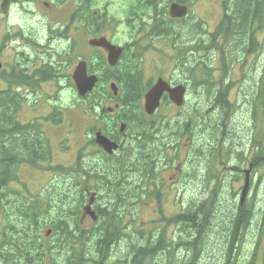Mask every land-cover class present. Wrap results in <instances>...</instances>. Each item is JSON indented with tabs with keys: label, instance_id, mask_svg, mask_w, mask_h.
<instances>
[{
	"label": "flooded vegetation",
	"instance_id": "1",
	"mask_svg": "<svg viewBox=\"0 0 264 264\" xmlns=\"http://www.w3.org/2000/svg\"><path fill=\"white\" fill-rule=\"evenodd\" d=\"M105 1L0 0V104L6 100L8 109L16 111L18 118L24 110L36 118L39 106L54 105L64 93L70 98V111L74 112L73 107L79 108L80 101L74 78L79 64L85 63L88 78H96L92 91L81 99L89 102L85 138V131L79 138L70 125L65 131L64 144L75 153L74 161L70 165L57 163L63 170L52 176L43 175L48 172L44 167L51 164L47 162L38 165L23 162L10 172L13 176H0V264H85L86 257L80 259L78 255L80 238L87 239L89 245L94 243L95 228L101 221L99 216L111 211L109 205H96L103 193L121 207L116 214L125 217L124 226L116 223L115 231L123 227L125 231L136 232L156 229L152 218L142 226L145 209L163 216L157 226L160 232L137 248L138 254H132L130 264H147L155 256L159 259L153 264H190L187 248L191 212L206 210L208 202L216 204L222 199H231L234 202L231 211L240 216L241 207L245 213L244 206L252 205L249 196L240 202L239 188L237 193L228 194V198L219 193L218 186L222 187L227 180L223 175L227 165L237 163L230 167L234 174L230 180L235 179L238 185L239 179L245 184L247 171L250 183L264 181L254 171L261 151L264 163V49L263 54L259 48L254 50V41H260L264 26L259 25V18L252 13L254 6L262 3L246 0V15L234 16L235 11L230 8L238 5V1L223 0L221 12L214 21L197 16L191 23H185L191 2L196 0H123L129 8L122 20L109 19L107 8L111 2ZM173 6L179 7L177 11L186 7L187 14L177 17L175 12L172 14ZM101 9L107 12L102 13ZM118 27H128L129 33L119 32ZM181 27L188 28L189 32L182 36L178 30ZM117 32L130 41L116 40ZM155 44L159 47L153 50L151 47ZM148 53L153 54L151 62L160 66L155 65L154 76L146 77L142 58ZM258 66L260 70H256ZM140 78L145 88L142 94L137 92L135 84L128 83ZM160 81L168 83L171 89L183 88L182 106L189 108V112L180 126L186 130L187 161L173 169L169 162L160 165L161 160H118L122 156H135L139 145L137 136L143 124L152 130L162 126L163 117L153 121L155 116L161 109L176 105L168 90L161 95L158 109L152 115L145 113V96ZM127 87L131 89L128 96ZM192 105L201 108H191ZM240 105L248 106L244 112L252 117L254 128L251 134L249 126L241 129V137L249 142V147L245 145L238 152V130L234 124ZM62 112L56 110L45 120L50 118L49 122L57 124L55 119ZM207 116L211 121L208 127ZM26 125H39L44 133L39 122ZM202 127L207 128L208 138L215 143L213 148L217 147V151L210 152L213 148L206 151L204 144L196 146L197 159L190 160L191 148L195 147L193 129ZM98 134L117 145L118 150L104 151L96 143ZM83 147L89 151L87 162L79 161V149ZM77 165L87 166L89 181L84 193L92 202L95 221L83 209L80 221L77 218L81 185ZM22 169L33 178L26 180L20 175ZM170 174L172 177H167ZM189 179L199 184L198 189L190 187ZM208 182L214 184L210 192L206 188ZM130 197H134L132 202L123 201ZM52 198L60 201L51 206ZM170 204L174 206L171 215L181 216L182 224L166 225L165 213ZM134 207L138 213L129 222L128 214L133 215ZM247 212L252 214L251 210ZM89 220L91 226L86 224ZM101 229L105 231L107 227ZM153 241L161 245L155 253L148 247ZM109 250L110 247H104L100 254L107 258ZM130 254L126 248V264ZM142 254L148 256L142 259Z\"/></svg>",
	"mask_w": 264,
	"mask_h": 264
},
{
	"label": "rangeland",
	"instance_id": "2",
	"mask_svg": "<svg viewBox=\"0 0 264 264\" xmlns=\"http://www.w3.org/2000/svg\"><path fill=\"white\" fill-rule=\"evenodd\" d=\"M108 0L105 1V3H107ZM223 0H196L194 2H191L192 6H191V12L190 15L187 17L185 21V23H191L193 21L194 17L200 16V17H208L211 20L210 21H214L218 16L219 13L221 12V8H220V3ZM110 5L108 6L107 10H108V16L109 19L115 18L117 20H122L123 17L126 15H128V8L129 5L126 4V2H124L123 0H110ZM97 10V9H95ZM102 13L107 12L106 9H101ZM231 11V9H230ZM82 25V24H81ZM85 29L86 27L84 25H82ZM118 26V24H117ZM119 28V27H118ZM87 30V29H86ZM178 30L181 32L182 36L184 33L189 32L188 28L186 27H181L178 28ZM119 32L121 33H129L128 27L126 28H119ZM121 42H129L130 39L126 38V35H120L117 32V39ZM259 42L261 44V49H260V54H263V49H264V32H260V36H259ZM183 42H184V38H183ZM158 44H155V46H152L151 48L153 50H156L158 48ZM228 49H233L232 47H229ZM154 52V51H151ZM83 54V53H80ZM153 57L152 53H148L146 55H144V57L142 58V64H143V68L145 70V74L146 77L147 76H154L155 75V65L160 66L159 63H154L151 62ZM257 58V56L255 57V59ZM263 60V56H259V62H261ZM162 67V66H161ZM261 66H258L256 70H260ZM175 69V67H174ZM176 73H179V71H177ZM239 76V74H238ZM2 88L0 87V90ZM62 98L60 97V99L54 104L51 105L50 107L46 104L39 106V112H38V117L34 118L32 117L27 110H24L22 112V114L19 116V120L22 121L23 123H28V122H39L40 124L43 125V129H44V133L47 135V137L49 138L50 141V145L53 148V153H52V160L51 162H47V163H51L50 165L54 168L58 167L57 163H62L64 165H70L74 159H75V153L71 152V149L66 147V144H64V137H65V131H67L68 126L70 125L73 128V131H75V136L81 138V135L83 133V131H85L84 133V138L86 135V130L88 129V121H87V110L89 111V102L85 99L81 100L82 98L79 97V108H75L74 112L70 111V106H72V104L70 103V98L66 97V95L61 94ZM248 106L247 105H240V108L237 112V120L235 125V128H237L238 130V139H237V148H238V152H241V148L245 145L246 147H249V142L244 139H242V133H241V129L247 125L249 126L248 132L249 134L252 133V130L254 128V123L252 120V117L250 115H245V110ZM87 108V110H86ZM191 108H198L200 109L201 106L200 105H192ZM56 110H60L63 111V122L60 124H56L53 122H46L45 119L46 117H48L49 115H51L54 111ZM209 110V105H207V112ZM189 112V108H185L184 106L182 108H176L175 106H170L169 109H161L157 116V118H155L153 121H157L158 117H163V121L164 124L162 126H157V128L155 130L152 129H148L146 130V139L144 137V132L142 131V129L140 130L141 134L137 137H139V145H138V150H136V154L138 152H141L139 154V156L137 157L136 154L135 156H133L132 154L130 156H128V161L129 160H142V161H157V160H161V164L162 166H164L165 162H169L170 164H172L174 167H172L173 169L176 168L177 166H183L184 161H187V151H186V147L184 145L185 143V134H186V130L183 131L181 130L180 133H176L175 131V127L176 125H181L184 123V116L188 115ZM1 110H0V117H1ZM215 114V113H214ZM247 118H245V117ZM187 118H189L188 116H186ZM209 117L207 116L206 119V126L208 127L209 123L211 122L209 119ZM259 119V116L256 114V120ZM149 123H151L152 121L147 120ZM212 121H214L212 119ZM150 127V126H149ZM206 129L202 127L201 129L198 128H194V140H195V147L191 148V157L190 160L193 159H197L196 158V146H201L204 144V147L206 149V151H210L215 143L208 138L209 136L206 133ZM202 130L204 132H202ZM133 131V129H132ZM200 131V132H199ZM155 132L156 136H155ZM261 133H262V129H261ZM187 136V135H186ZM214 141H216L215 138H213ZM134 143V142H133ZM80 147V144H79ZM217 147L213 148L210 152H214L216 150ZM217 151V150H216ZM82 152V156L83 159H81L83 162H87L89 160V151L83 147L79 149V153L80 154ZM151 157V158H148ZM204 160L201 159V161ZM237 163L236 162H231L228 166V168L226 169L225 173L223 174L225 177H227V180L224 182V184L219 185L218 186V191L219 193L222 195L223 198H228L230 196H228V194H235L238 192V188H239V193L240 195L243 193V186L244 183L241 182V180L239 179V185L238 184H234V186L230 185V178L231 176H234V174L232 173V170L230 169L231 166H235ZM50 165H48V167H44L45 170H47L50 173H44V176H52L55 175L56 172L48 169L50 168ZM60 166V165H59ZM62 167V166H61ZM82 168L84 171L86 170L85 167H87L86 165H77V169L79 170V168ZM149 167V166H146ZM21 174L23 175L24 178L26 180H30L33 177L24 169L20 170ZM261 169H259V173L261 176ZM172 175H168L167 177H169ZM257 176V175H256ZM186 177V176H185ZM258 177V176H257ZM190 181V187H193L194 189H198L197 187H199V184L197 182L192 181L191 179L187 180ZM234 181V180H232ZM257 181V180H256ZM214 187V184L212 182H208L207 183V192L211 191V188ZM16 189L19 190L20 186H16ZM219 195V196H221ZM248 195L251 196L249 198L254 199L253 203H252V210H253V220L250 222V226L247 227V229H244L243 231H241L240 233V237L241 239H243V243L241 245V249H238V257H241L242 260H250L251 257L253 256V254L256 255V264H264V248L261 247L259 249H255L256 248V244H257V238H258V222H261L262 219V210L264 207V187L262 185H258L257 183L251 184L250 188L248 190ZM62 200V197L60 198ZM60 199L54 200L53 198L50 199L51 202V206H55ZM85 202L87 203V201L89 200V197L86 196L85 198ZM134 199V197H130L126 200H123L124 202H132ZM49 200V199H48ZM47 200V203H48ZM231 199H229L228 201H230ZM172 199H171V203H172ZM227 200H223L222 201H218L216 202V204L218 206H222L224 204L228 203ZM99 207H104V206H110V210L114 211L115 213L117 212L118 209H120L121 207H119L117 204H115V202L110 201L109 199L105 198V194L103 193L99 200H97V204ZM155 205V204H153ZM170 208V209H169ZM174 206L172 204L169 205L168 210L166 211L165 214H167V220H171L172 219V215L170 210H173ZM138 213L137 211V207L133 208V215L128 214L129 217V222L131 220H133L136 217V214ZM155 213L151 210L145 209L143 211V219H142V226H143V222L144 221H148L149 219H154L155 220V227L156 229L154 230H146L144 232L141 231H134L131 229H128L127 231L124 230V227L122 230H120L119 232H121V240H117V241H113L110 245V250L107 253V258L105 259V264H126L125 259H124V254L126 252V248H129L130 250V255L127 257V262L128 264L131 263V257L132 252L134 250L135 247L139 248V246L143 245L144 242L147 239H150L155 233L160 232V229L157 228L158 223L160 221V217H163L161 215H154ZM116 216L119 217L120 219V224L122 226H124V218L120 216L119 214H117ZM221 216H224V214L222 213ZM175 217V216H173ZM223 218L220 217L219 219H216V227H218L222 222H223ZM86 224L88 226L92 225V222L89 220L86 222ZM166 225H169V223H167ZM142 234V235H141ZM95 235V233H94ZM96 237V235H95ZM208 241H212V243H206L203 248L201 249V253L200 255H198V261L197 264H225V260H224V254L225 251L223 249V246L221 247V245L219 244L218 240L211 236V239L209 240V238H207ZM95 241V238H94ZM93 241V242H94ZM88 247L90 248V250H88V255L93 256L94 258H96L97 260H100V253L97 251V248L95 246V242L91 243L90 245L88 244ZM189 256L191 258V251L189 253ZM159 259L157 256H155L154 258H152L151 260L149 259L147 264H153L155 260Z\"/></svg>",
	"mask_w": 264,
	"mask_h": 264
},
{
	"label": "trees",
	"instance_id": "3",
	"mask_svg": "<svg viewBox=\"0 0 264 264\" xmlns=\"http://www.w3.org/2000/svg\"><path fill=\"white\" fill-rule=\"evenodd\" d=\"M238 1V5L230 8L231 11H235L234 16H241V14L246 15L247 10V2L246 0H236ZM250 1V0H248ZM255 2H261L262 4H256L252 9L254 13V17L259 18L261 27L264 26V0H251ZM250 7V6H249ZM251 14V11H250ZM241 39V38H240ZM241 43V40L239 41ZM240 44H238V47ZM241 47V46H240ZM254 50L261 49L260 42L254 41ZM183 63H180L182 66ZM129 71L131 68L128 69ZM135 72V71H133ZM135 74L139 75L140 72H135ZM142 79L140 81L138 79L134 82H128L129 84H135L137 86V92L142 94L144 92V87L141 86ZM127 83V84H128ZM131 89L127 87L126 96L129 95ZM128 104V103H127ZM124 105L125 108L128 105ZM11 105V104H10ZM2 108V114L0 117V176H13L10 174L13 171V167L23 162H28V164L38 165L40 162H51L53 148L50 145L49 138L47 135L45 136L42 133L39 125H22L18 118L16 111L12 109H8V104H6V100H3L0 104ZM144 116V115H143ZM145 117V116H144ZM48 118L47 120H49ZM59 123V122H57ZM150 128L148 125L143 124L140 129L144 132V137L146 139V130ZM176 133H180L182 127L179 125L174 126ZM31 129L38 130L35 133L29 132ZM263 150V149H261ZM82 152L78 155L79 161L83 159ZM151 158V157H148ZM128 157H120L118 160H128ZM262 158V151L260 153L259 163L255 166V175L259 176L260 179L264 180V163ZM15 164V165H14ZM63 167L58 166L53 168L54 171H62ZM259 169H261V176L259 173ZM77 178L80 181L81 185H79V196L77 199L78 202V217L80 221L81 212L83 206L86 204L85 198L86 193L85 189L88 185V174L80 167L77 170ZM259 179V180H260ZM234 181H230V185L234 186ZM240 183V182H239ZM254 184V183H251ZM258 184V183H257ZM258 185H262L264 187V181L259 183ZM233 201H228L227 204L222 206H218L214 202H208L206 206V210L201 212H191L190 214V224H189V245L187 250L189 253L191 251L190 264H197L198 255L201 253V249L206 243H212V241H208L211 239V236L215 237L221 247L225 251L224 260L225 264H256V255L253 254L250 260H242L241 257H238V249H241V245L243 243V239L239 236L241 231L247 229L250 226V222L253 220V216L251 213L247 212L252 210V205L247 204L244 207L246 208V212L244 213L243 207L240 208L242 212L240 216L236 214L235 211H231L233 207ZM262 210V219L261 222H258V238L256 244V250L263 247L264 248V207ZM224 216H221V214ZM114 211H110L109 214L101 215L99 226L95 228V246L97 251H103V248H109L113 241L121 240V232L115 231L113 228L116 223H120V219ZM222 217L223 222L216 227V219ZM183 223V218L181 216H172L171 220H167V223ZM102 226L107 227V230H102ZM162 239L166 241L165 233H162ZM184 242V240H183ZM183 242L180 244L183 246ZM87 239L82 241L80 238V247H79V258L82 259L84 256L86 257L85 264L97 263L98 260L93 256L88 255V247ZM149 250L153 253L158 251L161 248V245L158 246L156 241L148 243ZM99 252V253H100ZM132 254H138L137 247L134 248ZM148 254H142V259H145ZM102 258V256H100ZM190 257V256H189ZM176 264V263H175Z\"/></svg>",
	"mask_w": 264,
	"mask_h": 264
},
{
	"label": "water",
	"instance_id": "4",
	"mask_svg": "<svg viewBox=\"0 0 264 264\" xmlns=\"http://www.w3.org/2000/svg\"><path fill=\"white\" fill-rule=\"evenodd\" d=\"M182 9L180 11L178 6L172 7V14L175 12L177 17H184L187 14V8L181 7ZM177 11V12H176ZM122 51V49L120 48ZM86 66L84 63L79 64V67L77 69V72L74 75V78L77 82L78 86V92L80 96H85L87 93L91 92L93 89V86H95V80L96 78H88L86 74ZM171 92V96L173 101L176 103L177 106H181L183 104L182 101H184V91L183 88L177 87L174 89H171L168 83L165 81L158 82L151 90H149L148 94L146 95V103H145V111L152 115L156 109L159 107L160 98L161 95L168 91ZM101 147L104 148V150L112 153L113 150H116L118 148L117 145L109 143L105 138L101 137L99 134L97 136V142ZM247 174L246 184L243 189V195L241 199H244L246 197L249 185H250V176ZM85 214H89L90 217L93 219H96L95 213L91 211L90 205L85 208ZM99 264H104L100 262Z\"/></svg>",
	"mask_w": 264,
	"mask_h": 264
},
{
	"label": "bare ground",
	"instance_id": "5",
	"mask_svg": "<svg viewBox=\"0 0 264 264\" xmlns=\"http://www.w3.org/2000/svg\"><path fill=\"white\" fill-rule=\"evenodd\" d=\"M249 176H250V175H249ZM246 179H247V175H246ZM244 185H245V184H244ZM250 185H251V183H250ZM250 185H249V186H250Z\"/></svg>",
	"mask_w": 264,
	"mask_h": 264
}]
</instances>
